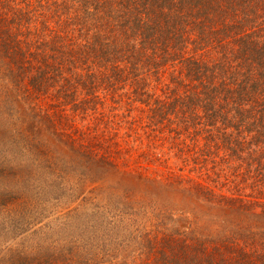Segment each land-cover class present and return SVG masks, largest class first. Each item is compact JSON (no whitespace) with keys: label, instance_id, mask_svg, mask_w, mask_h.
Instances as JSON below:
<instances>
[{"label":"trees","instance_id":"16d2710c","mask_svg":"<svg viewBox=\"0 0 264 264\" xmlns=\"http://www.w3.org/2000/svg\"><path fill=\"white\" fill-rule=\"evenodd\" d=\"M0 264H264V0H0Z\"/></svg>","mask_w":264,"mask_h":264}]
</instances>
